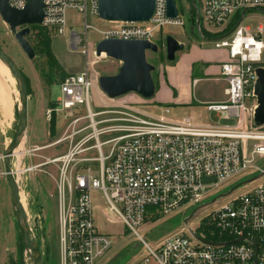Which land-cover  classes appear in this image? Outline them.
<instances>
[{
  "label": "built area",
  "instance_id": "built-area-1",
  "mask_svg": "<svg viewBox=\"0 0 264 264\" xmlns=\"http://www.w3.org/2000/svg\"><path fill=\"white\" fill-rule=\"evenodd\" d=\"M193 1L191 31L227 53L215 78L225 83V100L209 104L207 111L221 120L235 119V125H197L186 117L173 121L166 108L148 113L143 109L146 100H127L134 94L107 98L112 104L100 100L92 110L93 91L98 88L91 79V64L85 61L84 71L66 76L59 83L60 97L46 116L66 114L70 120L64 135L42 149L67 148L40 164L53 166L56 173L49 176L56 193L59 264H96L113 245L110 236L95 228L94 191L102 193L108 213L146 251L136 264H264V167L257 164L264 159V125L254 124L256 70L264 69V26L252 30L244 25L247 13L264 16V0ZM8 4L22 10L26 2L8 0ZM43 4L39 27L53 36L66 34L67 10L83 15L85 58L88 29L95 30L100 40L156 44L153 38L163 28L184 25L179 12L175 19L167 18L166 0H155L148 22H105L109 27L102 30L85 22L88 6L97 17V0H43ZM69 38L73 50L82 44L75 32ZM243 176L250 177L244 184H256L215 206L197 224L189 222L208 205L202 203L214 190ZM193 207L183 227L154 247L137 233L146 220Z\"/></svg>",
  "mask_w": 264,
  "mask_h": 264
},
{
  "label": "rangeland",
  "instance_id": "rangeland-1",
  "mask_svg": "<svg viewBox=\"0 0 264 264\" xmlns=\"http://www.w3.org/2000/svg\"><path fill=\"white\" fill-rule=\"evenodd\" d=\"M180 2L182 6L179 5L181 8L179 15L184 25L181 27L166 26L163 28L153 38V42L158 46V52L156 54L150 52L146 54L147 62L155 68L151 74L155 85V92L158 90L159 82L162 83L161 87L164 92L168 94L172 92V89L176 91V88H180L181 85L184 88L188 87L187 69L194 61L198 63L194 65V72L202 63L216 66L221 61H224L223 53H226L225 49L214 48L210 40L203 41L196 30L191 31L187 10L189 5L185 0H180ZM245 17L244 25L250 26L252 30H255L258 25L264 26V16L262 14L252 12L247 13ZM65 18L67 32L64 36H53L48 33L51 40L50 50L61 67V72L67 76L79 74L84 71L85 61H87L91 64V79L96 83V86L99 77L116 74L120 63L103 55L96 57L92 54L95 45L101 39V36L95 30H87L88 52L86 58L81 54L84 46L83 15L76 10L69 9L66 11ZM85 22L87 25L98 30L109 27V25L100 21L98 17L91 13L90 6L87 8ZM33 32L34 27H30V34L26 38L28 42L32 40L31 34ZM70 32H75L82 39V44L76 50H73L70 46ZM166 36H172L176 41L184 45V49L175 54V59L171 63L167 62L165 57ZM30 45L32 46V44ZM0 49L15 64L24 77L28 93L26 130L20 145L15 150L16 154L10 159L9 167L13 172H16L14 181L18 187L19 199L23 205L26 222L30 230V237L40 252L42 264H59L56 193L54 182L49 176L53 177L56 173L53 166L40 165L46 159L62 155L67 148L65 145H62L41 150V148L64 135L70 120L69 115L66 114H56L50 119L46 116L47 110L51 108V103L56 102L60 97L59 74L54 75L53 82L48 84L50 74L45 56L35 52V58L29 60L21 51L13 35L1 19ZM262 62L264 63V52ZM195 77L199 78L197 72L196 74L194 73ZM210 78L212 80L202 81L193 88L192 92L195 100L201 101L200 94L202 93L208 95L216 93L222 96L224 83L213 81L212 76L208 77V79ZM4 80L6 81L5 78ZM180 82L183 83L181 84ZM6 85L9 88L10 94L12 93L10 95L12 100V117L10 116L11 118L8 121H3L0 111V264H33L30 254L24 250V247L21 249L20 246V243L22 246L23 244L16 223L15 212L11 205L10 189L4 175L3 156L13 139L20 107L19 95L14 79L10 84L6 82ZM137 97L139 96L134 94V97L128 96L126 98L127 100L133 98L136 101ZM100 100L103 104H112L99 89L98 91L94 90L91 102L92 110H95L94 107ZM145 104L146 106H143V109L148 113H159L160 107H156L151 100H146ZM201 111L204 115V121L209 124H217L218 126L235 125V119L221 120L218 119L215 112L208 114L205 112V109ZM79 113L82 114L83 112L79 110ZM173 114L176 117H187L191 113L182 110L174 111ZM169 118H172L171 114H169ZM257 164L264 167V159L257 160ZM32 167L37 168L29 171V168ZM23 170L26 171L22 172ZM247 180H250V177L243 176L237 183L224 185L214 190L213 194L202 203L208 205L201 207L189 222L193 223V225L197 224L215 206L256 184L255 182L244 184ZM232 189H234L233 192L229 194ZM92 201L96 230L99 233L110 236L113 242L110 251L99 259L96 264H136L139 258L146 254L143 246L125 226L116 223L115 219L108 213V206L100 191L92 193ZM195 208L193 207L190 210L181 208L179 211L168 216H160L155 222L146 220L145 224L137 230V233L149 247H154L183 227L184 221L191 214V210ZM107 219L112 222H107Z\"/></svg>",
  "mask_w": 264,
  "mask_h": 264
},
{
  "label": "water",
  "instance_id": "water-1",
  "mask_svg": "<svg viewBox=\"0 0 264 264\" xmlns=\"http://www.w3.org/2000/svg\"><path fill=\"white\" fill-rule=\"evenodd\" d=\"M190 1L196 11L194 1ZM25 2L22 10H16L9 6L8 0H0V19L8 27L25 56L29 60H33L35 52L26 38L30 34V27L42 24L44 4L43 0H25ZM154 9L155 0H97V17L106 23H145L151 19ZM166 15L169 19H175L178 16L176 0H166ZM195 26L198 27V19ZM183 49L184 45L172 36L165 37L167 62H173L175 54ZM148 52L156 54L158 46L148 41L139 40H100L94 47V55L100 57L104 54L107 58L120 63L116 74L101 76L97 79L100 92L111 100L129 94H135L143 100H151L155 94V85L151 77L155 68L147 62L146 54ZM0 62L6 66L14 79L20 100L15 133L3 156L4 175L10 189L11 205L15 212L24 250L30 254L33 264H42L40 252L29 234L30 230L26 222L25 212L18 196V187L14 181V172L9 167L10 159L20 145L26 130L27 86L20 71L1 49ZM256 75L257 81L254 90L258 107L254 114V124L260 127L264 125V69L257 68ZM204 181L207 182L208 180L205 179Z\"/></svg>",
  "mask_w": 264,
  "mask_h": 264
},
{
  "label": "crops",
  "instance_id": "crops-1",
  "mask_svg": "<svg viewBox=\"0 0 264 264\" xmlns=\"http://www.w3.org/2000/svg\"><path fill=\"white\" fill-rule=\"evenodd\" d=\"M224 56V61L226 60V53H223ZM223 62V61H221ZM198 63H196L195 61L193 63H191L187 69V76H188V87L184 88L183 85L180 86V88H176L172 89V92L170 94H168L167 92H164V90L162 89L161 85L162 83L159 82L158 83V93L154 94L153 99H151L152 103L155 104L156 107H160L161 108H166L169 110L172 118H170L173 121H177L180 120L181 118L184 117H176L175 114L172 115V113L175 111H188L191 114L189 116H187L186 118H191L192 121L197 124V125H209L208 122L204 121L203 117V113H202V109H205V112H207L209 114V112L207 111V106L209 104H216V103H220L223 102L225 100L224 94H223V90L222 89V96H219L218 94L214 93L212 95H208V94H200V98L201 101H198V99H194L193 96V88L197 86V84H199L202 81H210L212 80L211 78L208 79V77H213V81L215 82H223V81H218L215 80V78L217 77L219 70H218V65L216 66H210L209 64H205L202 63L200 64L199 68H196L195 72L193 71L194 65H196ZM173 69V68H172ZM198 74V77L194 78V73ZM186 76V74H185ZM205 77V78H203ZM196 80V83L193 84V81ZM181 84L183 82H180ZM224 83V82H223ZM224 87H225V83H224ZM179 89V90H177Z\"/></svg>",
  "mask_w": 264,
  "mask_h": 264
},
{
  "label": "trees",
  "instance_id": "trees-1",
  "mask_svg": "<svg viewBox=\"0 0 264 264\" xmlns=\"http://www.w3.org/2000/svg\"><path fill=\"white\" fill-rule=\"evenodd\" d=\"M187 2V4L189 5L188 7V13H189V21H190V25L193 26L194 25V17H195V12L191 6V3L189 0H185ZM180 0H176V4H177V8H178V12L180 14L181 8V2ZM180 5V6H179ZM229 31V30H228ZM32 35V40H29L30 44H32V49L34 52H37L40 55L45 56L47 64L49 66L48 71L50 74V80H48V84H51L53 81V76L56 74H59V83L62 82L64 80V78L67 76L66 74H64L63 72H61V67L59 66L57 60L54 58L51 50H50V36L48 34V31L42 29L39 26H34V32L31 34ZM204 37L208 36V34H203ZM31 37V36H30ZM51 108H53L55 105L54 103H51ZM158 218H152V222L157 221ZM21 249H23V246L21 245Z\"/></svg>",
  "mask_w": 264,
  "mask_h": 264
},
{
  "label": "bare ground",
  "instance_id": "bare-ground-1",
  "mask_svg": "<svg viewBox=\"0 0 264 264\" xmlns=\"http://www.w3.org/2000/svg\"><path fill=\"white\" fill-rule=\"evenodd\" d=\"M102 55L104 56V54ZM11 77L12 76H10L9 70L6 68V66H4L0 62V111L2 113L1 115H2L3 121H8V119L12 117L11 116L12 115L11 114L12 100L10 97L12 93L10 94L9 88L6 85V82L9 84L10 82H13V79ZM4 78L6 79V81L4 80ZM14 154H16L15 151H14ZM20 203L22 204L21 201Z\"/></svg>",
  "mask_w": 264,
  "mask_h": 264
},
{
  "label": "flooded vegetation",
  "instance_id": "flooded-vegetation-1",
  "mask_svg": "<svg viewBox=\"0 0 264 264\" xmlns=\"http://www.w3.org/2000/svg\"><path fill=\"white\" fill-rule=\"evenodd\" d=\"M11 195V194H10ZM18 196H19V192H18Z\"/></svg>",
  "mask_w": 264,
  "mask_h": 264
}]
</instances>
